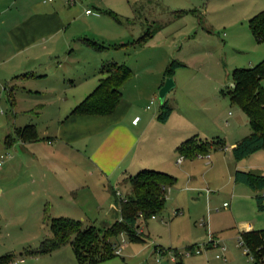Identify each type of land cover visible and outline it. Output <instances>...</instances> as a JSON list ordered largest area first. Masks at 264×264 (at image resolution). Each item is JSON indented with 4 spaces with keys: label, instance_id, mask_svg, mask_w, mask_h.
<instances>
[{
    "label": "crops",
    "instance_id": "1",
    "mask_svg": "<svg viewBox=\"0 0 264 264\" xmlns=\"http://www.w3.org/2000/svg\"><path fill=\"white\" fill-rule=\"evenodd\" d=\"M139 1L141 3L142 0H112V3H109V11L116 14V11H119L127 16L126 19L119 17L120 21L115 19L125 28L118 33V38L122 41L130 37L126 28L133 30L130 24L137 19ZM153 1L144 0V4L140 5L141 9L147 12V22L159 20L161 23L144 43L163 30V23L167 20L166 13L172 12L164 6L160 8V4ZM187 1L191 3V7L178 11L180 14L194 15L195 21L191 31L201 30L200 36L203 38L211 33L214 26H221L230 32L236 28L237 32L240 30V22L246 20L248 23L252 15L264 9V0ZM83 4L82 1L81 5ZM98 4L97 0H93L95 15H109L107 10L100 8ZM88 8L84 9V13L80 10L78 15L75 10H71L72 5L67 0H0V90L7 89L12 105L16 106L18 100L14 96L15 90L22 89V98L28 102L26 111H33L35 114V119L24 124L16 125L13 121V127L8 129L7 135L14 134L16 130L30 123L35 125L38 133L35 140L16 139L11 146L7 145V135L5 136L6 148L14 149L15 155L21 157L24 163L28 161L26 170L29 180L19 182L14 187H2L1 193L7 192L15 201H31L37 208L35 216L38 218L45 217L46 212L51 218L68 217L79 220L85 227L99 226L96 223L111 225L120 219V200L122 195L127 196L130 193V176L143 168L178 174L176 165H182L187 159L191 162L184 164L183 168L190 175V170L195 166L193 158L196 156H184L177 151V146L192 135L212 139L219 137V130H225L224 138L219 137L223 139L225 146L209 150L207 164L210 165L209 169L216 170L223 164L222 155L227 158V177L219 187L229 190L231 202L226 205L223 203L227 210V219L219 223L220 230L213 225L210 228L209 225L212 237L209 243L205 244V248H212L214 241L223 240V229H234L238 237L244 232L264 230V211L258 210L256 200L258 191L236 181L234 176L237 169L264 174V148L236 160L232 147L240 138L251 132L250 124L249 130L245 126L239 127L237 118L231 121L226 118L223 121L222 109L217 108L206 116L199 114L195 110L197 98L188 94L187 90L183 92L182 97L174 96L175 88L184 89L188 84V79L178 81L176 77L180 69L187 67V64L177 67L172 76L173 79L175 77L176 84L167 94V99L173 110L164 122L157 118L161 102L158 108L152 111H149L151 106L145 108L144 105L141 110L136 109V100L123 88L132 77L123 84L122 98L113 112L71 113L74 106L82 101L105 75L101 71L104 59L99 53L102 51L91 48L80 38L72 40L70 34H67L70 24L77 16L84 14L89 18L94 15L91 8L90 12L86 11ZM112 25L116 30L117 26ZM140 30L142 35L143 28ZM224 36H227L226 40L231 41L237 38V33L224 32ZM75 49H80L89 57L73 61L71 54ZM263 58L264 51L257 62ZM27 72L28 75L25 74ZM163 80L164 71L159 78L157 74L152 81L146 91L147 95L155 96ZM262 83L264 85V79ZM238 108L243 111L241 107ZM244 114L247 116L245 112ZM196 155L200 156L199 153ZM180 156L183 157L179 161ZM194 176L195 174L191 175L190 179ZM177 183L178 177L176 183L167 190L174 188ZM202 190L205 191L209 205L211 190ZM259 192L264 193V189ZM108 202L110 205L104 210ZM177 214H180L179 208L176 210ZM62 248L46 255L57 254ZM71 251L74 254L72 247ZM41 256L44 255L29 257ZM179 258L172 261L177 262ZM24 259L22 257L19 260Z\"/></svg>",
    "mask_w": 264,
    "mask_h": 264
},
{
    "label": "rangeland",
    "instance_id": "2",
    "mask_svg": "<svg viewBox=\"0 0 264 264\" xmlns=\"http://www.w3.org/2000/svg\"><path fill=\"white\" fill-rule=\"evenodd\" d=\"M67 1L72 5L71 10H75L78 15L80 10L84 13L87 7L94 11V15L89 18L81 14L70 24L67 34H70L72 40L88 37L99 41L108 46L99 53L103 61L115 60L132 69V78L123 88L128 90V95L136 100L137 110H141L143 105L145 108L151 106L149 111L158 108L159 89L155 96L147 95L146 91L157 74L159 78L162 72L167 70L168 65L173 60H177L187 64V67H182L176 77L178 81L188 79V84L184 86V89L183 87L175 88L174 96L182 97L183 92L187 90L188 94L197 98L195 110L199 114L206 116L216 108L222 109L223 121L226 118L230 121L237 118L239 127L245 126L250 130L247 116L237 105H231L227 94L222 92L231 87V72L234 68L255 65L264 51V43L255 40L246 20L239 23L240 30L237 32L236 28L230 32L221 26H214L211 33H205L206 36L203 38L200 36L201 30L191 31L195 21L194 15L180 14L178 11L191 7V3L187 0H154L153 2L160 4V8L164 6L172 12L166 13L167 20L163 23L164 28L161 32L144 44L132 46L130 44L141 35L140 28H143L141 33L147 29L154 31L161 23L159 20L148 22L145 20L147 12L140 6L144 4V0L141 3L137 2V19L130 24L133 30L126 28L130 37L127 36V40L123 41L118 38V33L125 28L109 15L104 13L95 15L96 8L93 6V0ZM82 1L83 5H81ZM97 1L100 8L107 11L111 9L109 3H112V0ZM116 12L120 18H127L125 14ZM176 13L180 15H175ZM112 24L117 26L116 30L113 29ZM224 32L237 33V38L231 41L226 40L227 36L225 38ZM124 44L128 46H123ZM87 50L95 52L92 49ZM71 55L73 61L89 57L80 49H75ZM174 80L176 84L175 77ZM22 94H24L22 89L15 90L14 96L18 103L14 106L8 90L5 88L0 90V189L7 185L14 187L19 182L29 180L26 170L28 161L25 163L21 161V157L18 158L15 155L14 149H7L4 142L8 129L13 127V121L19 125L35 119L33 111H26L28 102L23 100ZM219 131V137L224 138L223 133L226 131ZM213 155L214 153L211 159L214 158ZM195 156L193 158L195 166L190 170V175L183 168L184 164L191 162L190 159L182 165H176L178 174L171 173L178 177V183L174 188L167 190L165 210L158 214L155 220L150 218L147 221L144 219L139 221L140 229L136 233L146 238V242L141 244L131 242L125 234H121L113 239L114 244L123 245L121 254L97 264H251L244 248L238 245V236L232 228L223 229L221 235L223 240L218 241L221 246L227 248V260L216 258V254L220 253L218 246L205 248V244L209 243L212 237L211 225L220 230L219 223L227 219L225 213L227 210L223 207V201L227 200L226 202L229 203L231 197L228 189L219 187L227 177L225 175L227 158L222 155L223 164L215 170L209 169L208 157ZM193 174H195L194 178L190 179ZM211 183L212 186L209 185ZM202 188L206 191L211 190L209 205ZM123 190L125 191L124 188ZM109 205L110 202L105 205L104 210H107ZM177 208L180 214L176 215ZM35 210L37 208L31 201H15L7 192L0 191V256L14 254L18 257L26 250L37 249L43 239L51 237L47 220L44 216L36 217ZM195 220L197 224L194 223ZM96 224L100 226L99 223ZM191 244L200 246L202 253L186 256L187 248L193 246ZM60 251L57 254L41 256V258L25 256L24 261H20L18 257V260L16 259L12 264H78L70 245H66ZM174 257L181 258L173 262Z\"/></svg>",
    "mask_w": 264,
    "mask_h": 264
},
{
    "label": "trees",
    "instance_id": "3",
    "mask_svg": "<svg viewBox=\"0 0 264 264\" xmlns=\"http://www.w3.org/2000/svg\"><path fill=\"white\" fill-rule=\"evenodd\" d=\"M107 14L120 21L113 11ZM248 26L257 41H264V9L258 11L248 19ZM151 29H147L132 44H143L151 37ZM82 41L91 48L103 51L108 46L94 39L83 37ZM184 63L173 60L164 72L166 76H173L175 69ZM105 73L96 87L78 104L71 113L109 114L113 112L122 98V86L132 76V69L115 60H105L101 65ZM28 75V72L25 73ZM232 85L224 94H227L231 104L238 105L247 114L251 132L240 138L232 147V154L236 160L247 157L253 152L264 148V58L255 65L236 67L231 72ZM163 80V82H164ZM163 84V83H162ZM161 84V85H162ZM173 108L169 99L160 105L157 118L166 121ZM38 133L34 124H27L16 130L14 134L6 136L8 146L13 145L16 139L35 140ZM223 139L214 137L203 139L192 135L177 146V151L186 157H193L197 153H207L209 150L223 148ZM235 180L245 183L256 194L259 211H264V174L251 170L237 169ZM130 193L126 199L120 200V219L111 225L83 226L79 220L68 217H48L45 219L51 231V237L43 239L38 248L26 250L18 257L50 254L63 246L70 245L74 251L78 264H97L106 261L114 254L116 237L125 234L129 241L145 243L146 238L137 235L140 229L139 221H147L152 215L163 212L166 203L167 188L173 186L177 177L171 173L155 168H143L130 176ZM246 246L257 258L264 257V230L241 233ZM14 254L0 256V264H11L17 258Z\"/></svg>",
    "mask_w": 264,
    "mask_h": 264
},
{
    "label": "built area",
    "instance_id": "4",
    "mask_svg": "<svg viewBox=\"0 0 264 264\" xmlns=\"http://www.w3.org/2000/svg\"><path fill=\"white\" fill-rule=\"evenodd\" d=\"M87 12H90L91 9L88 8L86 10ZM200 156H205V157H209V153H199ZM183 156H180L178 158V160L180 161L182 159ZM121 199L125 200L126 196H122ZM227 202H224V205H226ZM157 215H152L151 219H156ZM214 246H218L220 248V253L216 254V258L220 259V260H227V255H226V250L227 248L225 246H221L220 244H218V242L214 241ZM238 245L242 248H244L245 254L246 256L250 259L251 264H264V257L262 258H257L256 256H254V254L251 253L250 249L246 246L244 239L242 238L241 235H239L238 237ZM123 245H116L114 244V254L116 255H120L121 251H122ZM202 253V249L200 246L195 245L193 247H189L187 248L185 255L186 256H190V255H199ZM177 254L181 255L180 252H177ZM177 259V257L173 258V261H175Z\"/></svg>",
    "mask_w": 264,
    "mask_h": 264
},
{
    "label": "water",
    "instance_id": "5",
    "mask_svg": "<svg viewBox=\"0 0 264 264\" xmlns=\"http://www.w3.org/2000/svg\"><path fill=\"white\" fill-rule=\"evenodd\" d=\"M175 86V81L172 76H168L159 89V99L163 103L167 98V94Z\"/></svg>",
    "mask_w": 264,
    "mask_h": 264
}]
</instances>
